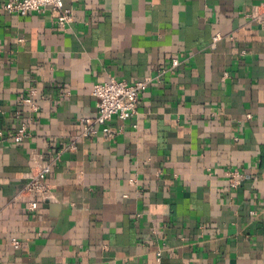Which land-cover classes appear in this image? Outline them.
I'll use <instances>...</instances> for the list:
<instances>
[{"label":"crops","instance_id":"0c3cea01","mask_svg":"<svg viewBox=\"0 0 264 264\" xmlns=\"http://www.w3.org/2000/svg\"><path fill=\"white\" fill-rule=\"evenodd\" d=\"M3 1L0 264H264V21L249 17L264 0H64V28ZM146 75L135 116L82 135L96 83ZM33 152L59 154L29 212Z\"/></svg>","mask_w":264,"mask_h":264},{"label":"built area","instance_id":"2783aa9c","mask_svg":"<svg viewBox=\"0 0 264 264\" xmlns=\"http://www.w3.org/2000/svg\"><path fill=\"white\" fill-rule=\"evenodd\" d=\"M2 9L8 13L24 16L30 12H43L50 9L53 16V23L61 28L68 26L73 21V11L64 6V0H4ZM252 21L263 23L264 21V3L253 7L249 13ZM220 39L219 35L212 37L211 47H214ZM177 57L170 60L168 66L160 67L158 72L173 70L179 65ZM157 78L156 76L146 75L133 82L118 80L109 77L107 80L96 83L92 88V95L95 98L96 113L93 117H83L79 121L83 125L82 135H96L98 133L104 136H111L113 130L110 127V121L113 118L119 121L127 120L137 113V107L140 95L147 89L149 84ZM34 90H31L27 96L22 97L21 102L29 106L33 112L38 110V104L33 100ZM18 118V112H16ZM248 117H250L248 115ZM3 132L0 131V136ZM27 135V125L22 121L15 124L10 140L13 144L21 143ZM74 142L69 144V148H75ZM58 153L53 157H46L42 153H31L32 165L25 175L26 181L19 192L20 196L28 198L26 209L33 212L38 208L39 202L50 201L52 198L51 185L48 182V175L51 173L54 162L58 159ZM227 183L231 189L237 188L243 174L239 170H229L225 172ZM132 182V180H130ZM12 244L18 245L19 241L12 238ZM162 254L160 250L155 252V264H162Z\"/></svg>","mask_w":264,"mask_h":264}]
</instances>
